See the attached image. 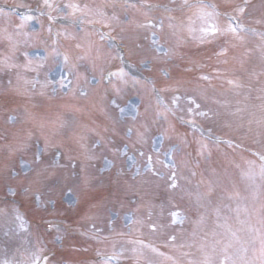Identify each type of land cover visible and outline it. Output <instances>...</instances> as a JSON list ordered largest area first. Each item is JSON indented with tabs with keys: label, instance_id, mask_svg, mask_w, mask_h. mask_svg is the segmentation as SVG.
Wrapping results in <instances>:
<instances>
[{
	"label": "rangeland",
	"instance_id": "rangeland-1",
	"mask_svg": "<svg viewBox=\"0 0 264 264\" xmlns=\"http://www.w3.org/2000/svg\"><path fill=\"white\" fill-rule=\"evenodd\" d=\"M160 1L155 19L135 0L107 13L96 0H0V264H42L54 248L45 264H264V185L239 178L241 158L264 161V0H212L247 26L240 32L206 4L176 15L183 0ZM31 16L70 17L82 35L58 28L55 48L49 29L28 27ZM102 34L126 44L119 72ZM241 73L247 88L222 96L226 77ZM171 111L224 140L240 172ZM189 147L210 159L192 164L179 154ZM20 208L57 223L53 233Z\"/></svg>",
	"mask_w": 264,
	"mask_h": 264
},
{
	"label": "snow or ice",
	"instance_id": "snow-or-ice-1",
	"mask_svg": "<svg viewBox=\"0 0 264 264\" xmlns=\"http://www.w3.org/2000/svg\"><path fill=\"white\" fill-rule=\"evenodd\" d=\"M240 11L243 12L244 9L241 8ZM211 31H212L213 34H215V32L219 31V29H218L215 25H212V26H211ZM190 111H191V110H190ZM173 186H175V185H173Z\"/></svg>",
	"mask_w": 264,
	"mask_h": 264
}]
</instances>
